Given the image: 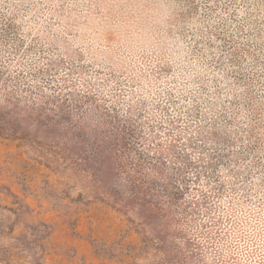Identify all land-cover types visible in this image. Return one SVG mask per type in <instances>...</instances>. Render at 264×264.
I'll return each instance as SVG.
<instances>
[{
    "label": "rangeland",
    "instance_id": "1",
    "mask_svg": "<svg viewBox=\"0 0 264 264\" xmlns=\"http://www.w3.org/2000/svg\"><path fill=\"white\" fill-rule=\"evenodd\" d=\"M0 264H264V0H0Z\"/></svg>",
    "mask_w": 264,
    "mask_h": 264
},
{
    "label": "trees",
    "instance_id": "2",
    "mask_svg": "<svg viewBox=\"0 0 264 264\" xmlns=\"http://www.w3.org/2000/svg\"><path fill=\"white\" fill-rule=\"evenodd\" d=\"M111 133V131H110ZM129 138H124L122 131H119L118 133L115 134V137H113V141L111 143V146L115 150V152L121 153L126 150L127 151V143L124 142L125 140H128ZM120 143V144H119ZM145 191H142L144 193Z\"/></svg>",
    "mask_w": 264,
    "mask_h": 264
}]
</instances>
